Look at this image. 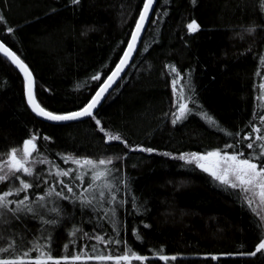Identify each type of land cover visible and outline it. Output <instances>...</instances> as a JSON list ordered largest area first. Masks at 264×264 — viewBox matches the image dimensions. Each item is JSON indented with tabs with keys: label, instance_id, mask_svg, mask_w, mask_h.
<instances>
[{
	"label": "trees",
	"instance_id": "16d2710c",
	"mask_svg": "<svg viewBox=\"0 0 264 264\" xmlns=\"http://www.w3.org/2000/svg\"><path fill=\"white\" fill-rule=\"evenodd\" d=\"M141 7L142 0H80L79 5L69 0H0L7 24L15 28L14 34H6L0 24V37L7 35L6 42L32 68L41 103L50 110H71L94 92L97 82L89 78L114 67L125 46L120 42L127 41ZM162 8L168 14L158 25L149 23L142 37L151 45L149 51L135 54V67L127 68L98 110L106 127L120 131L130 143L161 150L151 154L129 151L117 161L130 181L129 201L134 193L146 209L135 213L129 203L120 210L127 219V238L142 254L151 256L150 249L161 247L164 254H181L167 264H259L252 257L213 260L203 255L252 250L258 242L254 214L208 174L162 152L205 151L231 142L196 113L176 125L163 115L172 108L173 99L166 63L192 70V84L203 110L228 130H242L243 135L251 130L245 127L249 120L258 122L254 110L264 114L258 99L259 83L264 82V67L259 64L264 27H258L255 35L242 27L264 25V13L258 0H196L195 4L157 0L154 9ZM155 18L152 14L151 19ZM193 18L201 28L189 34L186 24ZM34 130L53 137L51 141L41 138L38 144L61 167L72 165L64 164L57 153L100 157L123 156L128 151L120 142L105 145L103 134L90 119L50 124L35 117L27 106L21 74L0 55V152L10 146L22 148L23 139ZM61 203L73 211L70 202ZM75 211L76 221L82 219V227L91 232L94 222L81 217L78 208ZM28 225L38 226L36 221ZM133 226L139 228L142 241L134 239ZM103 228L111 231L107 222ZM67 240V231L57 229L54 254H62ZM68 251H73L71 245ZM149 264L163 262L153 258Z\"/></svg>",
	"mask_w": 264,
	"mask_h": 264
},
{
	"label": "snow or ice",
	"instance_id": "6c2138e0",
	"mask_svg": "<svg viewBox=\"0 0 264 264\" xmlns=\"http://www.w3.org/2000/svg\"><path fill=\"white\" fill-rule=\"evenodd\" d=\"M156 2L142 0V7L138 10L127 41L120 42L125 46L119 50L114 67L95 72L89 78L97 82L94 92L71 110H50L41 103L32 68L6 42L7 35L0 37V54L22 74L27 104L36 116L57 123L90 119L94 121L98 132L103 134L101 138L105 145L120 142L128 149L123 156L111 154L92 157L57 153L64 164L72 165L61 167L50 160L38 144L41 138L51 141L53 137L41 135L39 130H34L23 139L22 148L10 146L6 152H0V185H4L0 189V264H149L153 258L167 264L169 261H177L181 255L164 254L161 247L160 250L150 249V256L134 250L129 242L127 219L120 210L129 203L135 213L146 209L137 203L139 198L134 193L129 201L130 181L126 174H122V169L116 166L117 161L126 158L129 151L151 154L161 150L130 143L120 131L106 127L98 111L102 101L107 98L106 94H110L109 90L118 80L123 79L122 74H126V69L135 67L134 55L140 50L149 51L151 45L142 39L146 25H158L163 16L168 14L167 8L159 11L154 9ZM168 2L165 0L166 4ZM69 3L79 5L80 0H69ZM192 3L195 4L196 0H192ZM258 3L260 11L264 13V0H258ZM152 14L155 19H150ZM0 24L4 25L3 31L6 34L15 33V28L7 24L2 9ZM242 27L247 34L255 35L257 28L264 25ZM200 28L201 24L195 18L186 24L189 34L198 32ZM138 45L142 48L138 49ZM259 64L264 67V54L259 56ZM165 69L170 78L173 99L172 108L163 115L170 118L171 124L183 122L189 115L196 113L209 125L230 137L231 142L205 151H163L162 155L179 159L208 174L213 181L234 193L255 217V240L258 242L254 243L252 250L203 255L213 260H219L221 256L252 257L257 258L259 264H264V114L254 110L253 117L258 122L249 120L245 125L246 128L250 126L251 130L243 132V135L242 130L232 132L203 110L192 84L191 69L181 70L171 62L165 64ZM257 75L260 73L257 72ZM80 87L83 85L77 84V88ZM259 89L260 108L264 109V82L259 83ZM61 201L70 202L73 211H67ZM77 208L81 217L87 216L94 222L91 232L82 227V219L76 221ZM28 221H36L38 226L30 228ZM103 222L110 226V232L103 228ZM141 224L145 228L150 227L144 221ZM60 228L67 231L68 240L63 244L62 254H54L55 236ZM131 231L136 241L143 240L137 226H133ZM70 245L73 248L71 253L68 251Z\"/></svg>",
	"mask_w": 264,
	"mask_h": 264
},
{
	"label": "water",
	"instance_id": "95a60500",
	"mask_svg": "<svg viewBox=\"0 0 264 264\" xmlns=\"http://www.w3.org/2000/svg\"><path fill=\"white\" fill-rule=\"evenodd\" d=\"M155 5H156V3L154 4V8H155ZM151 17H152V15L150 16V19H151ZM149 24V23H148ZM148 24L146 25V29H147V26H148ZM145 33V32H144ZM144 33H143V35H144ZM143 37V36H142ZM138 47H139V45H138ZM4 59H6L9 63H11L7 58H5L4 56H3V54H0ZM135 56V55H134ZM13 65V64H12ZM14 67H15V65H13ZM15 69L19 72V70L15 67ZM127 70V69H126ZM20 73V72H19ZM21 74V73H20ZM124 74H122V76H123ZM21 76H22V74H21ZM118 82H119V80H118ZM117 82V83H118ZM116 85H113V88L112 89H110L109 90V92H111L113 89H114V87H115ZM109 94H106V96H108ZM25 99H26V95H25ZM26 102H27V100H26ZM104 102V100L102 101V103ZM27 106H28V108H29V110L31 111V113L35 116V117H37L38 119H40V120H42V121H44V122H47V123H50V124H66V123H70V122H63V123H57V122H50V121H47V120H45V119H43V118H40V117H38V116H36L35 115V113H33L32 112V110H31V108H30V106L27 104ZM100 107V106H99ZM73 122H75V121H73Z\"/></svg>",
	"mask_w": 264,
	"mask_h": 264
}]
</instances>
